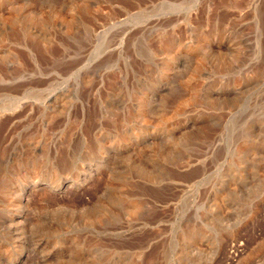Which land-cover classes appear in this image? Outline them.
Wrapping results in <instances>:
<instances>
[{
  "label": "rangeland",
  "instance_id": "374dc122",
  "mask_svg": "<svg viewBox=\"0 0 264 264\" xmlns=\"http://www.w3.org/2000/svg\"><path fill=\"white\" fill-rule=\"evenodd\" d=\"M0 264H264V0H0Z\"/></svg>",
  "mask_w": 264,
  "mask_h": 264
},
{
  "label": "bare ground",
  "instance_id": "6f19581e",
  "mask_svg": "<svg viewBox=\"0 0 264 264\" xmlns=\"http://www.w3.org/2000/svg\"><path fill=\"white\" fill-rule=\"evenodd\" d=\"M22 248H23V247H22ZM24 250H25V249H23V252H24ZM18 251H19V250H18ZM16 253H17V252H16ZM26 253H27V252H26ZM18 254H19V253H18ZM20 254H21V252H20ZM23 254H24V253H23ZM14 255L16 256V254H14ZM12 257H13V256H12ZM18 258H19V257H18ZM26 258H27V257H26ZM10 259H12V258L10 257ZM19 259H20V258H19ZM19 259H18V260H19ZM22 259H23V258H22ZM23 261H24V260H23Z\"/></svg>",
  "mask_w": 264,
  "mask_h": 264
}]
</instances>
